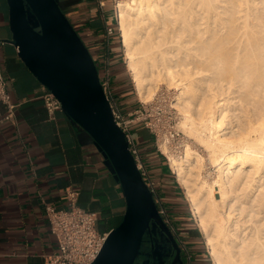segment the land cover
<instances>
[{
  "label": "bare ground",
  "instance_id": "bare-ground-1",
  "mask_svg": "<svg viewBox=\"0 0 264 264\" xmlns=\"http://www.w3.org/2000/svg\"><path fill=\"white\" fill-rule=\"evenodd\" d=\"M117 16L139 98L175 88L206 152L161 145L212 264H264V0H117Z\"/></svg>",
  "mask_w": 264,
  "mask_h": 264
},
{
  "label": "crops",
  "instance_id": "crops-1",
  "mask_svg": "<svg viewBox=\"0 0 264 264\" xmlns=\"http://www.w3.org/2000/svg\"><path fill=\"white\" fill-rule=\"evenodd\" d=\"M58 1L100 71L109 69L111 89L122 111L132 114L135 106L125 75L120 64L111 59L112 53L118 58L119 48L106 33L107 28H116L115 20L106 18L107 1L103 9L98 0ZM12 36L8 1L0 0V64L16 105L11 119L6 118L8 107L0 105V264H46V256L58 251L46 202L68 208L67 191L76 190L77 205L97 214L96 227L105 234L122 222L127 202L119 180L91 137L63 110L53 117L49 114L41 97L46 87L26 66L17 47L7 41ZM132 131L146 178L159 180L153 164L160 158L148 132L141 124L134 125ZM164 204L169 209V203ZM182 229L177 235L188 245L190 261L183 253L187 264H207L200 232Z\"/></svg>",
  "mask_w": 264,
  "mask_h": 264
},
{
  "label": "water",
  "instance_id": "water-1",
  "mask_svg": "<svg viewBox=\"0 0 264 264\" xmlns=\"http://www.w3.org/2000/svg\"><path fill=\"white\" fill-rule=\"evenodd\" d=\"M12 39L29 70L62 103V110L103 152L127 202L122 222L107 236L93 264H135L147 232L162 228L182 248L158 211L154 194L114 119L92 53L58 0H7Z\"/></svg>",
  "mask_w": 264,
  "mask_h": 264
},
{
  "label": "built area",
  "instance_id": "built-area-1",
  "mask_svg": "<svg viewBox=\"0 0 264 264\" xmlns=\"http://www.w3.org/2000/svg\"><path fill=\"white\" fill-rule=\"evenodd\" d=\"M112 2L115 23L118 25L117 0H112ZM98 4L100 8L103 9L106 6V0H98ZM114 31V27L107 28V36L112 35ZM101 83L110 101L114 119L125 132L130 150L135 156L143 176H146L147 172L142 166L143 161L140 150L136 144V139L112 92L108 68H105L103 71ZM41 97L43 98L47 111L52 117L58 110H62V103L49 89L45 88ZM1 104H5L8 107L9 113L6 118L11 119L16 105L12 102V96L8 89V82L0 64V105ZM149 186L154 196H156L155 182L150 180ZM67 196L70 202L68 208L58 207L53 202H46L45 204L51 232L58 242V251L46 256V264H93L102 251L108 234L98 231L96 227L98 218L95 212L77 205L78 192L76 190H68ZM157 207L160 215L166 214V209L163 206L159 205ZM181 243L185 246L183 240H181ZM185 250L188 255V260L190 261L191 255L186 246ZM188 264L191 263L189 262Z\"/></svg>",
  "mask_w": 264,
  "mask_h": 264
},
{
  "label": "rangeland",
  "instance_id": "rangeland-1",
  "mask_svg": "<svg viewBox=\"0 0 264 264\" xmlns=\"http://www.w3.org/2000/svg\"><path fill=\"white\" fill-rule=\"evenodd\" d=\"M108 5L105 8V15L109 22L114 21V15H113V2L112 0H106ZM118 26V25H117ZM119 30V27H118ZM80 35V34H79ZM119 35L121 38V47H119V51H121V61L123 66H125V70H127V78H129L128 85L126 84L127 89L129 90L128 93L133 95V102H135V108L132 112V114L125 115V113L122 111L119 103L117 102L119 108L122 111V114L125 117V120H127L128 126L132 131V127L137 124L143 125L144 129L148 132L150 140L153 142V147L155 150L163 154L168 161V165L170 168V171L174 174L176 177L177 183L180 187L181 192L183 193V196L187 200L189 204V209L191 210V215L193 219L195 220L196 225L199 228V232L201 235V238L204 240L205 246L207 251L209 252V248L205 242V235L202 231V228L200 225L196 222V217L194 216V213L191 209L190 201L187 197V192L185 188L181 185L179 177L175 174L174 169L171 166V161L167 153L163 152L162 149V142L163 140L168 137V145L171 150V152L176 153L178 155H183L185 152V145L186 143L190 142L194 148L198 149L204 156L207 157L206 152L203 148H201L199 145H197L193 140H190V138L186 135L184 130L180 127V122L182 118V114L178 110V108L174 107L175 103V97L177 90L173 87H168L166 84L162 85L159 88V91L154 96V98L147 103H144L138 96L134 79L132 76V73L130 71V67L128 65V62L125 58V50L122 42L121 33L119 30ZM116 38V37H115ZM117 40L118 37H117ZM96 61V60H95ZM97 64V61H96ZM98 66V64H97ZM99 67V66H98ZM100 71V70H99ZM113 92V90H112ZM116 99V98H115ZM134 135V134H133ZM190 140V141H189ZM140 150V149H139ZM144 170L146 171V167L144 163L142 164ZM210 172L212 175L215 174L214 168H211ZM155 190H156V204L157 206L161 205L166 209V214L161 215L166 222V224L170 227L171 231L175 235L177 241L179 242L180 247L182 248V251L184 254H186L185 246L183 243H181V239L178 237L175 228L174 223L171 217L170 210L165 206L164 202L167 203L168 201L163 197V200L161 201V195H160V186L161 184H158L157 181H155ZM187 247L188 245L185 244ZM192 255H195V252L192 250ZM210 253V252H209ZM187 255V254H186ZM210 255V254H209ZM211 260V255H210ZM212 261V260H211ZM187 262V259H186Z\"/></svg>",
  "mask_w": 264,
  "mask_h": 264
},
{
  "label": "trees",
  "instance_id": "trees-1",
  "mask_svg": "<svg viewBox=\"0 0 264 264\" xmlns=\"http://www.w3.org/2000/svg\"><path fill=\"white\" fill-rule=\"evenodd\" d=\"M114 26L116 28H115L114 33L111 36V41H114L116 44V47L119 48L122 45L121 44V38L119 35V30H118L117 24L115 23ZM117 37L119 40H117ZM114 42H112V44ZM90 52H91V50H90ZM116 56L113 53L111 54V59L113 61L112 63L114 64V62H117L120 64L121 73L125 75V86H126V84L129 81V78H127L128 76H127V70H125V66H123V64H121L122 63L121 51L118 52V58ZM93 57H94V55H93ZM94 60H95V58H94ZM99 72H100V77L102 79L103 73L101 71H99ZM119 85L121 86L122 83H120V82L117 83L118 88H121ZM129 95H131V98H133L132 94H129ZM134 106H135V102H134ZM157 153L159 155L160 161H158L156 164H153V172H154V174L157 175L159 180H155V181L161 182L160 183L161 184L160 188H162V194H161L162 199L161 200H163V197H164L169 203V206H170L169 210L171 213V217H172V220L174 223V228H175L176 233L179 234V232H182L183 227L184 228L188 227L189 229H191L193 231L199 232V228L196 225L195 220L193 219V217L191 215V210L189 209V204H188L187 200L185 199V197L183 196V193L180 190V187L177 183L176 177L170 171L167 158L163 154H161L160 152L157 151ZM143 163H144V161H143ZM144 179L149 184L150 180L148 181L146 176H144ZM179 219H181V220L178 222L177 220H179ZM189 245H190V243H189ZM200 245H202V249H203L205 258L207 259V264H212V262L210 260V255L206 249L204 240L201 238V235H200ZM192 264H196V263H192Z\"/></svg>",
  "mask_w": 264,
  "mask_h": 264
},
{
  "label": "flooded vegetation",
  "instance_id": "flooded-vegetation-1",
  "mask_svg": "<svg viewBox=\"0 0 264 264\" xmlns=\"http://www.w3.org/2000/svg\"><path fill=\"white\" fill-rule=\"evenodd\" d=\"M176 253L177 251L169 236L164 233L162 228L156 227L145 235L141 253L135 264H171ZM180 258L183 263L178 258L175 264H187L183 251L180 253Z\"/></svg>",
  "mask_w": 264,
  "mask_h": 264
}]
</instances>
